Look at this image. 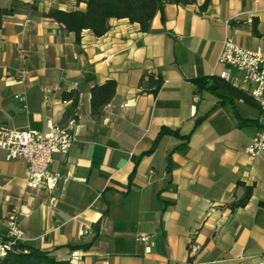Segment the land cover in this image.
<instances>
[{
    "label": "crops",
    "instance_id": "0c3cea01",
    "mask_svg": "<svg viewBox=\"0 0 264 264\" xmlns=\"http://www.w3.org/2000/svg\"><path fill=\"white\" fill-rule=\"evenodd\" d=\"M203 2L166 4L147 33L110 19L105 35L83 30L76 43L41 14L84 4L0 0V128L78 124L77 142L52 157L51 172L67 176L52 192L34 195L26 163L0 151V238L16 211L23 245L69 264H256L264 256V153L251 161L244 153L261 129L259 108L192 83L226 72L247 93L240 73L216 59L225 37L264 53V0H209L201 11ZM109 81L115 93L93 116L90 91ZM162 129L179 137L158 138Z\"/></svg>",
    "mask_w": 264,
    "mask_h": 264
},
{
    "label": "built area",
    "instance_id": "2783aa9c",
    "mask_svg": "<svg viewBox=\"0 0 264 264\" xmlns=\"http://www.w3.org/2000/svg\"><path fill=\"white\" fill-rule=\"evenodd\" d=\"M216 66H225L236 70L241 75L242 83L248 86V96L257 104L260 111L261 129L244 150L248 160H253L264 153V53L250 51L237 46L229 37L221 42ZM214 76V71L212 72ZM218 78L230 82L226 72ZM196 101V97L193 98ZM77 120L69 119L62 126L50 125L45 132L33 130H12L0 128V151L5 160L21 159L26 163V187L38 195L43 191L52 192L59 182H65L67 176L52 173L50 165L55 154L66 155L77 142ZM19 213L14 211L7 218L6 237L0 238V258L9 252L18 251L25 237L18 227ZM86 232L81 230L80 236ZM141 242H147V236H140ZM149 251L148 248L145 249ZM256 264H264L261 256Z\"/></svg>",
    "mask_w": 264,
    "mask_h": 264
},
{
    "label": "trees",
    "instance_id": "16d2710c",
    "mask_svg": "<svg viewBox=\"0 0 264 264\" xmlns=\"http://www.w3.org/2000/svg\"><path fill=\"white\" fill-rule=\"evenodd\" d=\"M76 5L84 4V11L74 10L70 12L51 9L41 14L42 18L51 19L62 25L67 32L73 33L76 43H79L81 32L89 30L95 37H102L108 31L110 19H125L131 24H137L142 33H147L154 16L159 13L163 17V9L166 4L188 5L194 0H75ZM209 0H204L200 10L204 11ZM198 91H207L217 94V90L227 92L231 97L252 104L253 100L247 93L233 87L216 77H203L192 80ZM162 84L161 80L153 82L151 93L157 94ZM115 93V83L106 82L101 86H95L90 91V107L93 116L100 114L101 108L112 99ZM77 95H74L73 103L76 104ZM254 103V102H253ZM163 135L179 137L178 133L168 129H162L158 138ZM187 137L185 138V140ZM134 171L129 181L132 180ZM249 198V190L236 206H244ZM84 249L88 248L83 246ZM0 264H69L67 261H56L33 247L19 245L18 251L9 252L0 258Z\"/></svg>",
    "mask_w": 264,
    "mask_h": 264
}]
</instances>
